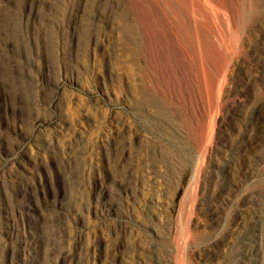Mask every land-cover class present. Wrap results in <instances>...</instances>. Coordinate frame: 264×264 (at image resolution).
<instances>
[{
    "label": "rangeland",
    "instance_id": "1",
    "mask_svg": "<svg viewBox=\"0 0 264 264\" xmlns=\"http://www.w3.org/2000/svg\"><path fill=\"white\" fill-rule=\"evenodd\" d=\"M162 1L0 0V264H264V0Z\"/></svg>",
    "mask_w": 264,
    "mask_h": 264
},
{
    "label": "bare ground",
    "instance_id": "2",
    "mask_svg": "<svg viewBox=\"0 0 264 264\" xmlns=\"http://www.w3.org/2000/svg\"><path fill=\"white\" fill-rule=\"evenodd\" d=\"M171 1H173V0H171ZM203 1V0H202ZM210 1V0H209ZM151 2V1H150ZM161 2H163L162 0H161ZM211 2V1H210ZM174 3V2H173ZM191 4H192V2H190ZM205 5V4H204ZM164 6H165V4H164ZM167 9H168V13H169V15L170 16H176V18H174V21H168V19H167V22L169 23V25H170V28H168V30H169V32H173V34L174 33H178V32H182V31H187V29H186V27H185V24L187 23V18H186V15H185V12L184 11H178V10H176L175 8H173V7H171L170 6V8H168L167 7ZM244 9V8H243ZM242 9V10H243ZM198 10H199V8H198ZM243 14V13H242ZM246 14V13H245ZM166 15V14H165ZM201 15V14H200ZM245 16V15H244ZM248 17V16H247ZM246 17V18H247ZM169 18V17H168ZM243 18V17H242ZM171 19V18H170ZM188 38V37H187Z\"/></svg>",
    "mask_w": 264,
    "mask_h": 264
}]
</instances>
